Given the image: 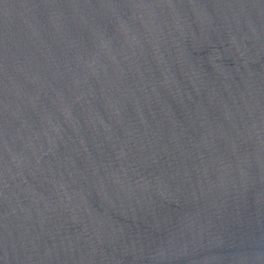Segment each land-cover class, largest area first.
<instances>
[{
  "label": "water",
  "instance_id": "obj_1",
  "mask_svg": "<svg viewBox=\"0 0 264 264\" xmlns=\"http://www.w3.org/2000/svg\"><path fill=\"white\" fill-rule=\"evenodd\" d=\"M0 264H264V0H0Z\"/></svg>",
  "mask_w": 264,
  "mask_h": 264
}]
</instances>
